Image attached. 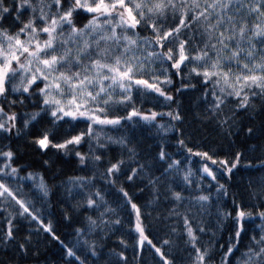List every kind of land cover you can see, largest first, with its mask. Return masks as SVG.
<instances>
[{
	"label": "trees",
	"instance_id": "obj_1",
	"mask_svg": "<svg viewBox=\"0 0 264 264\" xmlns=\"http://www.w3.org/2000/svg\"><path fill=\"white\" fill-rule=\"evenodd\" d=\"M7 6H14L12 0H7ZM34 6L37 8L35 13L31 9L23 12L21 19L24 22L32 16L40 15V4L37 2ZM52 11H55L54 5ZM92 15L94 14L84 13L82 10L80 15L74 13L76 27L82 28ZM103 19L102 17L101 21ZM249 19L251 22L252 18ZM37 26H43V23L37 21ZM5 27L14 32L18 31L19 24L10 17ZM136 32L141 40L154 39L151 28L138 26ZM45 38L46 34H42L41 41ZM101 44L103 46V42ZM152 47L141 45L137 55H147L143 49L151 51ZM162 67L167 68V64L150 65L151 71L157 75ZM175 72V69L168 70L172 83L163 86L172 95V101H165L156 93L138 96L136 86L132 90L135 107L142 114L156 112L165 115H158L151 123L140 120L135 125L128 121H122V126L93 125L91 137L85 136L79 145H68L67 149L51 146L41 149L34 141L42 138L44 132L50 131V140L64 143L67 139L87 132L90 121L65 117L53 124L54 118L50 112H41V108L45 107L44 97L36 84L32 85L28 93L9 92L6 99L0 98V107H3L4 112L8 115L16 114L15 128L10 133L0 132V152L11 150L14 153L11 164L19 170L18 177H28L30 173L34 177L23 180L17 178L18 185L10 183L9 186L13 189L15 186L21 188L25 194L23 198L31 201L35 209L39 210L42 222L16 216L13 219L15 240L0 244V264H163L159 254L148 244L139 248L133 211L120 193L121 187L140 208L142 225L148 239L161 248L170 264H193L195 258L194 249L187 243L184 214L189 219L195 217L192 221L193 228L197 225L204 228V232L197 231L196 235L199 237V246L211 249V264H220L224 253L232 244H236V247L233 254L227 257L228 264H244L252 237L256 236L258 239L264 229V218L259 215L264 212V101L256 98L254 111L239 110L236 112L235 123L230 120L228 125L222 126L219 121L231 115L235 99L229 98L231 103L224 109L223 116H213L212 83L204 84L202 76L191 72V66L187 69L182 66L179 75H173ZM142 78L148 77L145 75ZM37 84L43 87L40 81ZM178 89L180 90L177 91ZM216 90H219V86ZM118 92L119 89H116V93ZM116 93L113 94V99L119 100L121 97ZM12 101L16 103H11ZM131 110L123 105L113 104L108 117L126 116ZM36 112H40V115L25 127V121L30 120L31 114ZM169 112L179 113L181 119H171L166 115ZM158 125L171 126L172 130L160 132ZM249 128L254 130L252 134H249ZM97 136L106 147L98 146ZM109 137L126 138L128 148L136 151L135 160L129 159L126 148L109 142ZM181 140L184 141L183 145L179 143ZM161 145L170 154L172 161H179V172L171 174L164 184L153 189L148 183V177L161 176L166 167L164 162L156 159ZM73 149L82 154L101 155L102 159L95 164L89 161L81 165ZM188 149L192 151L189 152ZM204 152L218 162L228 160L229 164L237 152L242 155L240 163L231 174L219 163L213 165L211 161H207L216 175V180H212L203 173L205 161L201 156L195 155ZM118 159H124L126 164L122 166L118 179L115 176L108 178L115 180L114 184H110L103 173L110 163H115ZM137 161L147 165L146 175L129 181L127 174H130L132 168H138ZM5 162L6 158L0 156V167ZM189 170L192 175L185 181L184 176ZM77 177L90 179L91 183L80 187L74 180ZM41 181L48 188L47 196L38 188ZM221 184L224 188L218 191ZM169 186L172 191L181 193L184 199H172L171 192L167 191ZM97 191L103 196V202L93 197L98 200V207H87L88 194ZM199 195H210L209 201L201 202L205 205L203 209L196 202ZM12 205L14 207H7L6 211L0 210L2 229H7L9 214H15L19 209L14 201ZM237 206L252 214L243 222L245 230L238 243L235 239L236 224L232 219L236 215ZM3 207L0 206V209ZM108 208L115 209V212L107 211ZM173 209L182 215H173ZM224 213H231V217H226ZM89 217L96 221V225L90 223ZM117 219L120 223L114 224L113 221ZM49 224L51 232L44 231L43 226ZM165 240L169 243L164 244ZM20 244H25V251L20 250ZM69 248L79 256V260L67 255ZM93 248L97 253L95 256L92 255ZM120 253H123L126 260L120 259Z\"/></svg>",
	"mask_w": 264,
	"mask_h": 264
},
{
	"label": "snow or ice",
	"instance_id": "obj_2",
	"mask_svg": "<svg viewBox=\"0 0 264 264\" xmlns=\"http://www.w3.org/2000/svg\"><path fill=\"white\" fill-rule=\"evenodd\" d=\"M37 2L40 4V15L32 16L24 22L21 19L23 12L31 9L32 13H35L37 8L34 5ZM12 3L14 6L9 7L7 0H0V98L6 99L9 92L28 93L32 85L36 84L44 97L45 107L41 108V112H50L54 118L53 124L64 120L65 117L71 120L83 118L91 122L87 132L67 139L64 143L53 142L49 139L51 132H44L42 138L34 141L41 149L50 146L67 149L68 145H79L85 136L93 135V125L122 126V121L135 125L140 120L154 122L158 115L165 114L156 112L142 114L135 107L132 98L133 87L136 86L138 96L156 93L165 101H172V95H169L163 86L172 83L168 70L175 69L173 75H179L182 66L185 69L191 66V72L202 76L204 84L212 83L213 116H223L224 109L231 103L229 98L235 99L231 115L219 121L222 126L228 125L230 120L235 123L236 112L239 110L254 111L256 98L264 101V0H12ZM81 10L94 15L82 28H77L74 13L80 15ZM10 17L18 22V31L12 32L9 27H5ZM37 21H41L43 26L38 27ZM138 26L151 28L154 39L141 40L136 32ZM117 29L120 31L117 32ZM42 34H46L43 41ZM141 45L153 47L151 51L143 49L147 55L141 57L137 55ZM157 61L161 66L167 64V68L162 67L159 75L150 69V65ZM145 75L147 79L142 78ZM161 76L164 78L161 79ZM37 81H40L43 87H40ZM116 89H119L118 93ZM114 93L121 98L114 100ZM113 104H120L132 110L126 116L109 118L108 112ZM39 115L40 112L32 113L30 120L25 121V127ZM166 115L173 120L181 119L179 113L169 112ZM15 120V113L8 115L3 107H0V132L10 133L15 128ZM157 129L160 132H167L172 130V127L158 125ZM253 131L252 128L248 129L249 134ZM96 139L100 148L106 147L100 142L99 136ZM108 139L109 142L126 148L129 159L135 160L136 151L134 148H128L126 138ZM179 143L183 145L184 141L181 140ZM75 154L81 165L89 161L95 164L102 159L101 155L96 154H82L79 151H75ZM13 155L11 150L0 152V156L6 158L3 167H0V206H4L0 210L6 211L7 207H14L12 201L19 209L15 214H9L7 229L0 228V244L15 240L13 219L16 216L30 218L31 221L42 224L39 210L35 209L31 201L23 198L25 194L21 188L15 186L13 189L9 186L10 183L18 185L17 178L34 179L31 173L28 177H18L19 170L11 164ZM195 155L201 156L205 161L203 173L216 180V175L207 161H211L213 165L219 163L228 174H231L240 163L242 153L237 152L230 164L228 160L218 162L207 152ZM156 159L158 162H164L166 167L163 168L161 176L148 177V183L153 189L164 184L171 174L179 172L177 167L179 161H172L163 145ZM137 163L138 168H132L130 174H127L129 181L146 175L147 165L139 164L138 161ZM125 164L124 159L110 163L103 176L105 179L113 176L118 179V174L122 172V166ZM191 175L189 170L184 180L188 181ZM74 180L80 187H86L91 183L90 179L83 177ZM108 183L114 184L115 180L108 179ZM38 188L44 196L48 195V188L43 181L39 183ZM223 188L224 185H219L218 191ZM119 191L125 198V203L130 204L136 213L134 230L138 233V245L143 248L147 241V244L159 254L163 264H170L161 248L156 247L145 235L140 208L132 202L129 193L123 187ZM167 191L171 192L175 201L184 199L181 193L172 191L170 186ZM93 197L103 202V196L99 191L89 193L87 207H98V200ZM209 200L210 195L196 197V202L200 203L202 209L205 205L201 202ZM106 210L115 212V209L111 208ZM172 214L182 215L175 209ZM223 215L231 217V213ZM251 215L237 206L236 215L232 217L236 224L237 243L245 230L243 222ZM259 215L264 218V212ZM194 219L195 217L189 219L187 214L183 215L187 243L195 252L193 264H211V249L199 246V237L196 235L197 231L204 232V228L199 225L193 228ZM89 220L92 225H96V221L91 217ZM113 223L119 224L120 220L117 219ZM43 230L51 232L50 224L43 226ZM163 243L168 244L169 241L165 240ZM235 247L236 244L228 247L220 264H228L227 257L233 254ZM19 248L23 252L26 246L20 244ZM96 254L93 248L92 255ZM67 255L80 259L71 248L67 250ZM245 256L247 259L244 264H264V229L258 239L256 236L252 237ZM119 257L126 260L123 253H120Z\"/></svg>",
	"mask_w": 264,
	"mask_h": 264
},
{
	"label": "rangeland",
	"instance_id": "obj_3",
	"mask_svg": "<svg viewBox=\"0 0 264 264\" xmlns=\"http://www.w3.org/2000/svg\"><path fill=\"white\" fill-rule=\"evenodd\" d=\"M156 63H159V61H157ZM153 64H155V63H153ZM59 98V97H58ZM132 211H133V217H134V228H135V223H136V213H135V211L132 209ZM138 234V233H137ZM146 235V234H145ZM147 236V235H146ZM147 244V241H145V244L144 245H146ZM139 246V245H138ZM139 248L141 249V247L139 246Z\"/></svg>",
	"mask_w": 264,
	"mask_h": 264
}]
</instances>
